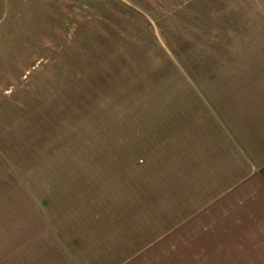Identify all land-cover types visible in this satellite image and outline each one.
Returning <instances> with one entry per match:
<instances>
[{
	"label": "rangeland",
	"instance_id": "374dc122",
	"mask_svg": "<svg viewBox=\"0 0 264 264\" xmlns=\"http://www.w3.org/2000/svg\"><path fill=\"white\" fill-rule=\"evenodd\" d=\"M243 116L264 123V0H0V264L210 255L207 209L264 195Z\"/></svg>",
	"mask_w": 264,
	"mask_h": 264
},
{
	"label": "crops",
	"instance_id": "0c3cea01",
	"mask_svg": "<svg viewBox=\"0 0 264 264\" xmlns=\"http://www.w3.org/2000/svg\"><path fill=\"white\" fill-rule=\"evenodd\" d=\"M243 117H245L243 118L245 120L241 124L248 127L246 128V132L241 133V139L249 142L264 141V128H262L264 123L262 124V117ZM260 147L261 145L248 146L250 150ZM241 151H243L242 147ZM244 156L247 159L250 155L246 153ZM255 176L251 175L246 182L251 185V182L254 181L252 185L255 188L259 181L262 183L261 187L264 190V178L261 176L257 178ZM244 182L245 180L235 190L233 189L223 194L217 205L210 208L213 209L212 211H208L207 209V212H205L209 215L215 210H221L220 219H217L219 222L212 226L216 231L211 234L212 237L218 236L222 238L219 241V245L217 244L219 247L215 248L214 251H210V255L200 253L194 259L191 257V260L186 261L184 264H264V259L242 260L245 256L241 254L263 252L262 249L253 246L262 235L264 236V195L261 188H258V191L255 188L253 192L247 194L244 191L247 189V184H244ZM235 205L236 207H234ZM224 236L227 237L224 239ZM174 264H181V262Z\"/></svg>",
	"mask_w": 264,
	"mask_h": 264
}]
</instances>
